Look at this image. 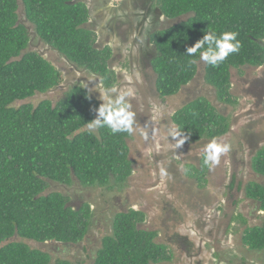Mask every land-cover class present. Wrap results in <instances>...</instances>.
Here are the masks:
<instances>
[{"label":"trees","instance_id":"trees-1","mask_svg":"<svg viewBox=\"0 0 264 264\" xmlns=\"http://www.w3.org/2000/svg\"><path fill=\"white\" fill-rule=\"evenodd\" d=\"M142 4L144 17L169 20L146 34L139 32L140 37L148 36L139 59L148 61L158 95L178 97L198 77L206 83V93L183 103L170 116L180 137L193 145L228 133L233 120L224 107L240 105L234 75L264 68V0H151V4L142 0ZM208 31L238 32L240 51L215 67L200 61L199 52L188 56L187 49ZM98 40L86 0H0V264H79L54 257L45 246L83 242L96 211L82 197L79 205L74 204V197L58 185L122 191L133 173V132L112 134L107 126H98V133L86 129L97 118L101 103L87 87L72 86L57 102L25 101L62 81L61 71L36 48L39 43L100 75L108 89L117 86L120 72L111 61L122 53L112 43L98 45ZM261 130L264 135V125ZM254 150L252 169L259 176L238 183L244 190L240 201L252 199L254 211L237 206L226 231L223 227L221 231L228 240H239L228 254L243 257V248L255 252L264 264V146ZM199 163L192 165L193 171L204 185L209 169L203 159ZM234 186L232 180L228 187ZM167 206L164 213L174 223L186 220L181 210ZM189 208L203 214L201 205L199 210ZM255 212L259 216L253 220ZM146 221L141 209L115 212L112 231L104 235L90 264L171 263L176 260L177 242L188 253L196 250L190 233L177 231L160 239L161 230L143 227ZM196 224L199 235L203 228ZM219 256L216 251L214 257Z\"/></svg>","mask_w":264,"mask_h":264},{"label":"rangeland","instance_id":"rangeland-1","mask_svg":"<svg viewBox=\"0 0 264 264\" xmlns=\"http://www.w3.org/2000/svg\"><path fill=\"white\" fill-rule=\"evenodd\" d=\"M121 1L111 0L112 4H110L109 0H105L106 4L114 7ZM127 11L129 13L122 11V14L126 13L129 19L136 14L134 7H129ZM103 33L105 38L114 40L112 37H107L108 32L103 31ZM139 38L137 31L133 41L125 47L126 50L121 52V58L118 59L119 55H117L116 62L112 59L111 65L116 66L114 69L120 72V76L117 86L110 89L105 86L100 75L76 66L42 43L36 46L61 71L62 81L57 87L48 92L38 93L25 100L26 102L38 103L45 98L57 102L72 86L83 85L89 89L91 94L100 99V106L107 104L121 92L130 93L126 100L131 106L129 110L134 113V138L130 142V156L134 164L133 173L126 188L117 191L102 187L71 185L66 188L58 185L57 188L74 197V204L79 205L81 197L83 202H91L96 216L83 242L65 246L47 243L45 248L48 246L53 250L54 257L71 259L79 264H90L101 247L102 238L112 231V215L119 210L134 207L147 214L146 225L143 227L161 230L160 239L170 238L172 232L179 231L184 235L190 233V229L198 230L200 227L194 222L195 220H200L202 227H206L199 232V235L190 233L193 242H196V250L188 253L183 243L177 242L174 245L176 260L164 264H200V261L201 264H260L261 257L243 248L242 252L240 251L245 254L243 257L239 256V253L234 256L228 254V251L237 247L239 240L234 241L232 238L231 241L228 240L225 226L227 222L229 224L232 221L237 206L244 210L254 211L252 199H248L247 202L240 201L244 196V190L239 189V184L240 180L246 181L253 179L256 175V177L259 176L252 169V159L256 151L249 144L256 143L259 149L264 146V135L261 130L264 125L261 122L264 118V89H261L264 88V68L253 70V72L249 70L243 75L234 73L233 80L235 90L240 96V105L236 109L227 107V105L224 107V111L231 116L233 122L228 133L219 137L220 141L228 144L230 148L227 153L221 155L219 165L209 170L206 174L207 182L202 185L201 179L197 177L199 174L193 171L192 165L200 166L199 157L204 153V146L209 142L193 145L184 143L177 147L176 140L169 135L172 129L176 130V126L172 121L168 122V119L177 108L185 103L186 96L179 94L175 98L162 99L158 95L154 86L155 76L147 65L148 61L146 58L139 59L144 53L141 47H138L136 52L129 50ZM147 38L148 36H143L145 47L148 44ZM125 41L123 35L122 42ZM117 51L121 49L117 47ZM204 83V80L198 77L196 83L192 84L191 94L195 93L193 96H197L206 93L207 87ZM193 96H187V99ZM209 96L215 98L214 94H209ZM97 127L88 125L86 129L98 133ZM142 132L147 133V139ZM178 139L185 140L182 137ZM191 158H194L193 163ZM172 168H175L181 176L190 178L183 181L181 177V180L172 181ZM232 180L235 186L229 188L228 185ZM200 205L202 215L189 208L193 206L199 210ZM220 205L223 208L218 210ZM166 206L167 208L174 206L175 211L181 210L180 213H184L186 220L181 221L180 224L174 223L175 219L172 220L168 214L164 213ZM175 215L178 217V213ZM258 216L259 213L255 212L252 214V219ZM222 227L225 228L223 232ZM216 251H219L221 256L214 257Z\"/></svg>","mask_w":264,"mask_h":264},{"label":"clouds","instance_id":"clouds-1","mask_svg":"<svg viewBox=\"0 0 264 264\" xmlns=\"http://www.w3.org/2000/svg\"><path fill=\"white\" fill-rule=\"evenodd\" d=\"M109 6L111 7V5ZM238 35L239 33L236 31H226L219 35L215 31H208L194 46L187 49L186 54L188 56H195L199 52L200 61L211 64L214 67L219 66L231 54L240 51L242 43L237 39ZM190 63H196V61H190ZM129 94L128 92H121L107 104H102L96 110L98 113L97 118L93 120L89 127L107 126L112 134L119 132L131 134L134 131V113L129 110L131 106L126 100ZM142 135L147 139L146 132H142ZM169 135L172 139L176 140L177 147L185 143L183 139H178L181 133L175 129H172ZM229 148L228 144L221 142L218 137H214L204 146L205 155L203 164L209 170H212L215 166L219 165L221 155L227 153Z\"/></svg>","mask_w":264,"mask_h":264},{"label":"flooded vegetation","instance_id":"flooded-vegetation-1","mask_svg":"<svg viewBox=\"0 0 264 264\" xmlns=\"http://www.w3.org/2000/svg\"><path fill=\"white\" fill-rule=\"evenodd\" d=\"M98 5H100V17L102 19H106V24L103 25V22L100 21V24L102 25L101 29H99L100 33L101 31H104L105 33L108 34L107 37H112L114 42H108L109 44L116 45L121 49L120 52L123 50H126V46H129V43L133 41L136 32H139L144 30V34L147 33L148 29H153V28H158L162 25L164 21H169V20H164L162 17L161 19H157L156 17H144V7L142 4V0H122L121 3L115 4L116 7H111L109 4H106L105 0H96ZM149 4H151V0H149ZM129 7H134L136 14L133 15V18L130 19L126 17V13L129 11ZM122 11H125L126 13L123 15ZM154 10H152L153 12ZM153 14V13H152ZM145 18V19H143ZM141 21L143 22V25L140 28ZM147 30V31H146ZM126 36V41L122 42V35ZM143 36L142 35L138 41L135 42L134 46L129 48L131 51H138V47H142L145 42H143ZM103 37V35H102ZM105 42H107V38H103ZM142 49V48H141ZM143 50V49H142ZM116 60V59H114ZM257 84V87H259V84ZM264 89V88H261ZM169 122V121H168ZM252 149H255L258 144H249ZM171 176H172V181L175 179L180 178L181 176L179 175V172L175 169L172 168L171 170ZM198 224L201 225L200 220H196ZM202 226V225H201ZM203 229L206 227H202ZM196 243V242H195Z\"/></svg>","mask_w":264,"mask_h":264},{"label":"crops","instance_id":"crops-1","mask_svg":"<svg viewBox=\"0 0 264 264\" xmlns=\"http://www.w3.org/2000/svg\"><path fill=\"white\" fill-rule=\"evenodd\" d=\"M87 1V3H88V6H89V10H90V14H91V23H92V26H93V28H95L96 29V31H97V35H98V37H99V40H98V45H101V46H104V45H106V44H109L108 43V41L106 42V43H104L105 41L103 40V38H105L104 37V33H103V31H101V33H100V31H99V29H101V27H102V25L100 24V21H102L103 22V25L104 24H106V19H105V17H104V19H102L101 17H100V5H98L97 3V1L96 0H92V2H89V0H86ZM109 3L110 4H112L111 3V0H109ZM114 7V6H113ZM102 35H103V37H102ZM124 56V55H123ZM115 62H116V60H115ZM116 65V64H115ZM114 67H116V66H114ZM190 86V85H189ZM183 87L182 88V90H181V92H180V95H185L186 97V101L185 102H188V101H190L191 99H193V98H195L196 96H193L194 94H191V91H192V89H193V87L191 86V87ZM187 96H193V97H191L190 99H187ZM185 98H184V100H185ZM168 121H172V119L171 118H169L168 119ZM169 130V129H168ZM207 142V141H206ZM203 143H205V142H202V144ZM204 155H205V153H202V155L199 157V161L201 160V159H203L204 158ZM191 160H192V163L194 162L193 160H194V158H191ZM196 172V171H195ZM180 175V174H179ZM181 176V175H180ZM187 176V175H186ZM182 177V180L183 181H186V179L187 178H190V177H183V176H181ZM181 177L180 178H178V179H180L181 180ZM207 179H208V177H207ZM195 223H196V220L194 221ZM197 231H196V229H190V233H193V234H197L196 233Z\"/></svg>","mask_w":264,"mask_h":264}]
</instances>
